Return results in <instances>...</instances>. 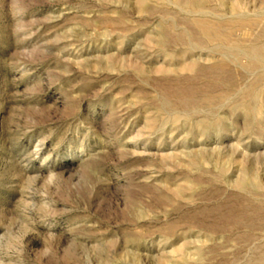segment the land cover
<instances>
[{
  "label": "rangeland",
  "instance_id": "374dc122",
  "mask_svg": "<svg viewBox=\"0 0 264 264\" xmlns=\"http://www.w3.org/2000/svg\"><path fill=\"white\" fill-rule=\"evenodd\" d=\"M0 264H264V0H0Z\"/></svg>",
  "mask_w": 264,
  "mask_h": 264
},
{
  "label": "bare ground",
  "instance_id": "6f19581e",
  "mask_svg": "<svg viewBox=\"0 0 264 264\" xmlns=\"http://www.w3.org/2000/svg\"><path fill=\"white\" fill-rule=\"evenodd\" d=\"M203 25H206V24H203ZM203 25H202V26H203ZM200 27H201V26H200ZM204 29H205V26H204Z\"/></svg>",
  "mask_w": 264,
  "mask_h": 264
}]
</instances>
